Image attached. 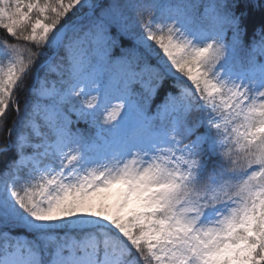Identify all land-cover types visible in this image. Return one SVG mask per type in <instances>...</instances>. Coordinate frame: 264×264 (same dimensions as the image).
<instances>
[{"label": "snow or ice", "instance_id": "snow-or-ice-1", "mask_svg": "<svg viewBox=\"0 0 264 264\" xmlns=\"http://www.w3.org/2000/svg\"><path fill=\"white\" fill-rule=\"evenodd\" d=\"M239 7L0 0L24 42L0 40V264H264V23L246 41Z\"/></svg>", "mask_w": 264, "mask_h": 264}, {"label": "trees", "instance_id": "trees-1", "mask_svg": "<svg viewBox=\"0 0 264 264\" xmlns=\"http://www.w3.org/2000/svg\"><path fill=\"white\" fill-rule=\"evenodd\" d=\"M264 3V0H240V7L237 9L238 12L240 11H247L248 16L245 18V25L247 26V35L245 37L246 41L250 42L251 36H252V30L253 27H259L262 23H264V16H262V11L261 8L258 7L257 5ZM9 39L10 42L13 43H21L23 44V41H15L12 40L11 38L6 36V33L4 30L0 29V40L2 39ZM21 112H23L24 109V103H23V94H21ZM16 118V114L10 113L8 117V122L5 125V130L4 132H0V146L3 145V142L8 139L7 135V128L12 126V120ZM16 132L14 131L11 135V139L14 141L16 139ZM13 156V152L10 151L9 153L6 154V156H0V161H3L6 158H11ZM2 163H0V167H2Z\"/></svg>", "mask_w": 264, "mask_h": 264}]
</instances>
